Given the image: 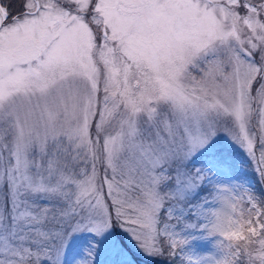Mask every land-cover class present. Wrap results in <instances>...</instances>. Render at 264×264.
Listing matches in <instances>:
<instances>
[{"label":"snow or ice","instance_id":"snow-or-ice-1","mask_svg":"<svg viewBox=\"0 0 264 264\" xmlns=\"http://www.w3.org/2000/svg\"><path fill=\"white\" fill-rule=\"evenodd\" d=\"M0 264H264V0H0Z\"/></svg>","mask_w":264,"mask_h":264}]
</instances>
